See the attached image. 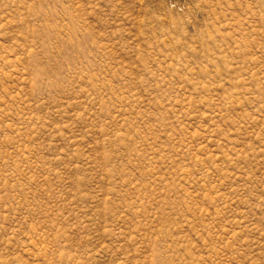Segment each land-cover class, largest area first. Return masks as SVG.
<instances>
[{"label":"rangeland","instance_id":"rangeland-1","mask_svg":"<svg viewBox=\"0 0 264 264\" xmlns=\"http://www.w3.org/2000/svg\"><path fill=\"white\" fill-rule=\"evenodd\" d=\"M0 264H264V0H0Z\"/></svg>","mask_w":264,"mask_h":264}]
</instances>
